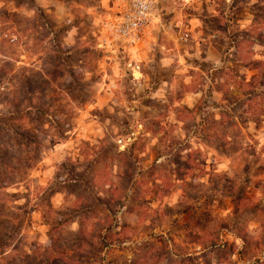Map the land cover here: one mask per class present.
<instances>
[{
    "label": "rangeland",
    "instance_id": "374dc122",
    "mask_svg": "<svg viewBox=\"0 0 264 264\" xmlns=\"http://www.w3.org/2000/svg\"><path fill=\"white\" fill-rule=\"evenodd\" d=\"M127 1L0 0V264H264L263 68L243 83L230 59L222 98L177 104L194 70L173 76L153 46L168 13L232 33L231 12L263 19L264 0H157L140 54L106 29ZM194 61L201 89L223 69ZM18 133L39 156L6 157L12 172Z\"/></svg>",
    "mask_w": 264,
    "mask_h": 264
},
{
    "label": "crops",
    "instance_id": "0c3cea01",
    "mask_svg": "<svg viewBox=\"0 0 264 264\" xmlns=\"http://www.w3.org/2000/svg\"><path fill=\"white\" fill-rule=\"evenodd\" d=\"M256 2L257 0H254L253 4L256 5ZM261 4H264V1H262ZM231 13L232 20L229 22L237 28V30L232 33H225L223 30L219 29H208V32L206 30L207 23L205 18L199 11H192L186 14L185 18L187 24L181 22L183 17L176 11L174 15H171V13L166 15L165 18L168 19L169 25L166 27L163 26V32L166 33L167 38L166 35L165 38L168 41L167 43L165 41L166 39L164 41H158L153 46H156V48L163 53L165 57L163 64L166 67L170 66L168 68H170L173 76H176L177 72L182 70V68L185 70L189 69L188 67H192L194 70L189 72L188 75L191 76H186L187 79L184 81L185 83H183L184 88L178 95L179 102L177 104L193 105L205 94L207 88L212 92L211 97H215L216 99L222 98L225 88L224 77H226L229 67L227 64H233L230 59L236 63L240 74L238 78L243 83L253 82L255 78L259 76L260 69H264V18L260 19L258 14L249 12V10H234ZM152 25L151 28H155V31L160 28L154 25V22ZM177 27L189 31L190 41L188 44L180 43L177 36L170 31ZM149 35H151L150 28H147L143 40L133 47V50H139V52H137L138 54H140L141 51L143 52L149 49L151 46L149 42L150 39L148 38ZM162 37L164 39V35ZM221 38L226 42L219 44L218 40ZM170 41L176 47L177 45H180V47L182 46V49H177V51L180 52L169 47V44H171ZM165 50H167L168 53H165ZM177 56L183 58L184 62L182 65L176 63L178 59ZM226 56L227 60H224ZM197 58L214 62L210 65L209 69V71L212 72L210 73V75H212L211 77L214 75L213 71H218L219 68H223L221 69L222 71H220V75L215 76L213 79L211 78L209 85H205L203 89L200 88V85L193 83L192 79V74H198L201 69V66L194 61ZM158 66L159 69H161L162 63H158ZM263 81L264 77L261 83L262 88H264ZM159 90H163L162 85L159 86Z\"/></svg>",
    "mask_w": 264,
    "mask_h": 264
},
{
    "label": "built area",
    "instance_id": "2783aa9c",
    "mask_svg": "<svg viewBox=\"0 0 264 264\" xmlns=\"http://www.w3.org/2000/svg\"><path fill=\"white\" fill-rule=\"evenodd\" d=\"M157 0H129L121 6L114 19L108 20L106 29L112 39L119 40L126 45L134 46L141 42L146 34L147 28L155 17V6ZM190 0H185L189 2ZM189 31L180 29L177 39L182 44H187ZM98 45L108 47L112 40L103 37ZM135 66V65H134ZM138 68L133 67V72Z\"/></svg>",
    "mask_w": 264,
    "mask_h": 264
},
{
    "label": "trees",
    "instance_id": "16d2710c",
    "mask_svg": "<svg viewBox=\"0 0 264 264\" xmlns=\"http://www.w3.org/2000/svg\"><path fill=\"white\" fill-rule=\"evenodd\" d=\"M263 85H264V81H263ZM38 92L41 93V91H39V90H38ZM41 106H42V104H41ZM31 134H33V132H31ZM18 135L21 136V137H24L25 140H24V142H19L17 145L19 146V149L20 148L24 149L26 151V153H24L23 151L22 152L21 151H11L7 147H4L2 149V152H1V155L3 156L2 157V161H1V164H2L3 169H5V170H11L12 172L21 171L22 168L16 167L15 164H13L12 161H10V159H14L16 162H19V161H21V157H22V158L25 159V163L29 165L32 162V160H33L34 157L38 158V156H39L38 150L40 148V144H37L36 138L29 139L27 136L25 138V136L22 135V133H18ZM31 147L33 149H30ZM6 157H10V159H5ZM7 174L8 173H6L4 175V177L3 176L0 177V183L5 182L4 179H5V176H7ZM86 238L87 237H81L80 240H82L83 242L85 241V242L88 243V241H87ZM200 246H201V248L203 250H205V249L206 250H208V249L211 250L212 248L219 247L218 243L212 241V239L211 240L203 239L200 242ZM80 247H81V245H78L77 246V248L75 249L76 252H77V250L80 249ZM53 250H55V249H53ZM48 260H49V263L51 264L50 259H48Z\"/></svg>",
    "mask_w": 264,
    "mask_h": 264
}]
</instances>
